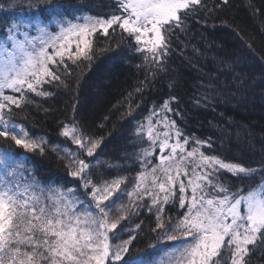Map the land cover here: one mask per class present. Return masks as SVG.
Returning a JSON list of instances; mask_svg holds the SVG:
<instances>
[{
  "label": "snow or ice",
  "instance_id": "1",
  "mask_svg": "<svg viewBox=\"0 0 264 264\" xmlns=\"http://www.w3.org/2000/svg\"><path fill=\"white\" fill-rule=\"evenodd\" d=\"M228 3L210 8L207 0H115L110 13L90 15L44 0L47 22L23 25L35 35L22 30L23 22L0 30V139L25 153H57L75 179L72 187L45 184L27 156L0 149V264H252L254 255L264 258V161L253 167L212 154L211 137L190 136L173 118L179 115L175 97L153 104L136 122L135 174L110 179L99 172L102 138L85 134L74 118L59 128L70 143L51 146L16 120L15 109L34 103L29 94L49 97L45 85L54 83L69 88V62L92 61L98 36L114 37L117 30L142 57L138 67L147 74L135 89L142 103L149 76L167 72L172 40L187 33L188 20ZM134 98L132 92L126 98V115L141 108ZM141 208L155 217L150 260L127 256L136 237L122 221L131 222ZM125 232L128 239H122Z\"/></svg>",
  "mask_w": 264,
  "mask_h": 264
},
{
  "label": "trees",
  "instance_id": "2",
  "mask_svg": "<svg viewBox=\"0 0 264 264\" xmlns=\"http://www.w3.org/2000/svg\"><path fill=\"white\" fill-rule=\"evenodd\" d=\"M53 2L64 5L69 12L90 15L110 13L115 5V0ZM207 3L211 8L220 0H207ZM9 4L13 0H0L4 6L0 8V30L16 21L23 22V31L35 35L33 28L23 25L36 19L47 22L44 0H14L11 8ZM187 24V33H178L180 39L172 40L174 50L166 61L167 72L159 73L155 80L149 76L142 103L135 94L147 74L138 67L142 57L134 54L126 42H121L117 30L114 37L98 36L92 61L78 65L69 62L72 73L67 77L69 88L54 83L45 85L53 93L49 97L29 94L34 103L23 110L15 109L17 122L33 137L47 139L51 146L70 143L59 136V128L61 122L74 118L85 134L102 138L97 149V158L102 162L99 172L110 179L117 174H135L137 169L131 157L138 151L132 139L136 122L153 104L175 97L172 107L179 115L173 118L185 133L201 140L211 137L212 154L246 166H258L264 161V0H229L227 6L193 16ZM50 28L56 30L54 24ZM247 44L252 45L251 49ZM130 92L135 97L133 103H141V108L126 115V98ZM70 147L75 149V145ZM0 149L11 150L18 157L27 156L26 163L45 184L55 182L72 187L75 183L55 152L25 153L10 140L2 139ZM107 165L131 167V170L117 173ZM232 183L240 186L239 181ZM130 221H122L136 237L127 256L152 259L147 253L151 251L149 245L157 243L156 233L151 231L155 217L141 208L140 214ZM137 224L141 225L140 229H136ZM128 238L129 233L125 232L122 239ZM252 264H264V258L254 255Z\"/></svg>",
  "mask_w": 264,
  "mask_h": 264
}]
</instances>
